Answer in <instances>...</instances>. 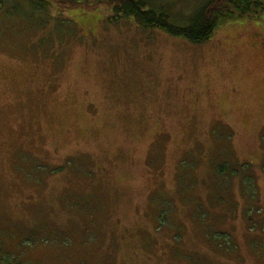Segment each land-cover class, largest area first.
Returning a JSON list of instances; mask_svg holds the SVG:
<instances>
[{"label": "rangeland", "instance_id": "374dc122", "mask_svg": "<svg viewBox=\"0 0 264 264\" xmlns=\"http://www.w3.org/2000/svg\"><path fill=\"white\" fill-rule=\"evenodd\" d=\"M150 1L182 27L206 0ZM8 2L1 254L264 264V16L224 21L193 45L102 8L31 17Z\"/></svg>", "mask_w": 264, "mask_h": 264}, {"label": "trees", "instance_id": "16d2710c", "mask_svg": "<svg viewBox=\"0 0 264 264\" xmlns=\"http://www.w3.org/2000/svg\"><path fill=\"white\" fill-rule=\"evenodd\" d=\"M13 9L23 14L29 10L31 17L35 13L44 14L48 8L59 11L84 8L97 10L102 8L114 14V19L132 18L142 29H155L166 35L181 38L193 45L206 43L218 26L233 19L259 20L264 16V0H206L186 19L185 26H175L168 20L169 10L155 6L150 0H13ZM8 6V0H0V9ZM22 6V7H21ZM226 173L233 177L231 170L219 168V177ZM224 242V240H222ZM0 264H14L13 260L1 254Z\"/></svg>", "mask_w": 264, "mask_h": 264}]
</instances>
